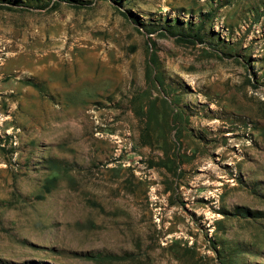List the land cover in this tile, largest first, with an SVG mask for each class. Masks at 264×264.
Masks as SVG:
<instances>
[{
    "label": "rangeland",
    "instance_id": "rangeland-1",
    "mask_svg": "<svg viewBox=\"0 0 264 264\" xmlns=\"http://www.w3.org/2000/svg\"><path fill=\"white\" fill-rule=\"evenodd\" d=\"M72 3L0 0V264H264V0Z\"/></svg>",
    "mask_w": 264,
    "mask_h": 264
},
{
    "label": "trees",
    "instance_id": "trees-1",
    "mask_svg": "<svg viewBox=\"0 0 264 264\" xmlns=\"http://www.w3.org/2000/svg\"><path fill=\"white\" fill-rule=\"evenodd\" d=\"M60 1H67L69 4H73V0H58ZM48 5L47 3L45 6ZM212 18V14L210 12L207 13H202L201 14V24L196 29L193 30H183V29H177V27L171 25L169 28H166V31L168 34H171L173 36H176L178 41H183V42H189V43H203L205 41L204 34L202 33V30L204 28V22L205 20ZM134 21H137L134 19ZM146 27V26H145ZM153 27H146V31L148 33H153L154 32ZM153 80L156 83H159L161 85H164V78L163 75H155ZM35 85V84H34ZM152 113V112H151ZM153 166V164H151ZM49 181L56 182L57 178L53 177ZM50 189H47L46 192H49ZM223 214L226 217H244V218H249V219H259V218H264V212L261 211H252L248 208L245 207H237L233 211H224ZM219 244H214L212 246L213 250L217 253V257L219 258V263L220 264H234L235 262V253L232 252V249L230 246H226L223 244L222 249L218 248ZM95 259L100 260L102 255L97 254L95 256Z\"/></svg>",
    "mask_w": 264,
    "mask_h": 264
}]
</instances>
